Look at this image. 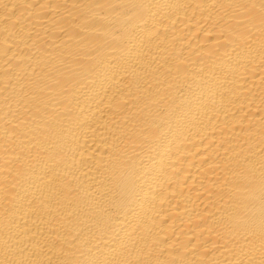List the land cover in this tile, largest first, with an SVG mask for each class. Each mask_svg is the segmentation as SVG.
<instances>
[{
  "label": "bare ground",
  "instance_id": "obj_1",
  "mask_svg": "<svg viewBox=\"0 0 264 264\" xmlns=\"http://www.w3.org/2000/svg\"><path fill=\"white\" fill-rule=\"evenodd\" d=\"M0 264H264V0H0Z\"/></svg>",
  "mask_w": 264,
  "mask_h": 264
}]
</instances>
